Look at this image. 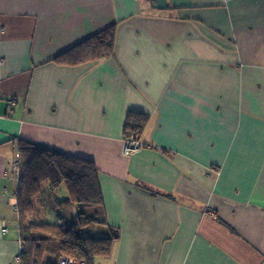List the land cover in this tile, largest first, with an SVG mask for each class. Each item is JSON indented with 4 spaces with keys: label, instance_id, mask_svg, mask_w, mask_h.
<instances>
[{
    "label": "crops",
    "instance_id": "obj_1",
    "mask_svg": "<svg viewBox=\"0 0 264 264\" xmlns=\"http://www.w3.org/2000/svg\"><path fill=\"white\" fill-rule=\"evenodd\" d=\"M110 25V56L52 61ZM18 138L96 165L117 234L95 264H264V0H0V264Z\"/></svg>",
    "mask_w": 264,
    "mask_h": 264
},
{
    "label": "trees",
    "instance_id": "obj_2",
    "mask_svg": "<svg viewBox=\"0 0 264 264\" xmlns=\"http://www.w3.org/2000/svg\"><path fill=\"white\" fill-rule=\"evenodd\" d=\"M114 25L72 45L56 55L52 61L74 66L110 56L113 53ZM148 116L128 111L124 123V139L130 135L138 140ZM17 155L13 167L17 170L16 202L20 251L18 264H95L98 258L109 255L117 232L103 218L104 205L94 162L83 157L64 154L56 148L18 138ZM64 184L67 195L55 202L70 209L68 222L43 219V208L48 192ZM62 219V220H61ZM106 227L98 233L95 227Z\"/></svg>",
    "mask_w": 264,
    "mask_h": 264
},
{
    "label": "rangeland",
    "instance_id": "obj_3",
    "mask_svg": "<svg viewBox=\"0 0 264 264\" xmlns=\"http://www.w3.org/2000/svg\"><path fill=\"white\" fill-rule=\"evenodd\" d=\"M67 195V190L64 184H60L59 187L56 188L54 192L49 193L45 199V207L43 208V219L54 222L60 220L62 216L66 217V222H68V217L70 216V209L75 208L74 206L59 205L55 202V200H60ZM62 220V219H61ZM98 234L101 230L98 227H95L93 230Z\"/></svg>",
    "mask_w": 264,
    "mask_h": 264
},
{
    "label": "built area",
    "instance_id": "obj_4",
    "mask_svg": "<svg viewBox=\"0 0 264 264\" xmlns=\"http://www.w3.org/2000/svg\"><path fill=\"white\" fill-rule=\"evenodd\" d=\"M124 140H125L124 153L126 154L136 151L141 146L139 141L134 139L133 135L132 136L130 135L129 138H126ZM72 262H73L72 260H62L61 264H72Z\"/></svg>",
    "mask_w": 264,
    "mask_h": 264
},
{
    "label": "water",
    "instance_id": "obj_5",
    "mask_svg": "<svg viewBox=\"0 0 264 264\" xmlns=\"http://www.w3.org/2000/svg\"><path fill=\"white\" fill-rule=\"evenodd\" d=\"M153 1H156V2H158V0H153ZM156 6H159V5H156Z\"/></svg>",
    "mask_w": 264,
    "mask_h": 264
}]
</instances>
